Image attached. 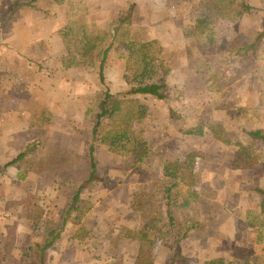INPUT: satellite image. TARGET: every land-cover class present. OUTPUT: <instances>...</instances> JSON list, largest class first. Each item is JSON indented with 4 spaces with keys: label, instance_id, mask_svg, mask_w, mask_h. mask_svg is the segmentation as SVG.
<instances>
[{
    "label": "rangeland",
    "instance_id": "rangeland-1",
    "mask_svg": "<svg viewBox=\"0 0 264 264\" xmlns=\"http://www.w3.org/2000/svg\"><path fill=\"white\" fill-rule=\"evenodd\" d=\"M13 1L0 0V44L5 45L0 49V60L7 61L5 69L0 67L4 75L2 87L6 84L5 76L9 75V71L11 74L8 77L15 75V71L16 74L20 71L29 78L17 82L16 85L13 83L20 97L41 99L38 82L50 81L56 76L59 80L52 86L56 91L70 95L68 94L69 98L64 101L51 99L47 102L51 108L46 110L52 109L51 102L60 110L57 116L51 114V111L50 114H43V117L38 114L34 116L37 121L34 127L48 123L49 120L54 122L52 127L43 128L42 125L40 130L28 129L26 121L31 123L32 115L29 116L27 108H15L12 112L3 109L0 104V131L8 129V133L9 129L13 128L19 137L21 133L25 135L21 141L31 136L33 140L42 139L45 148L40 155L51 154L54 149L68 152L70 167L55 173L31 172L23 166V170L27 172L24 181L14 179L17 169L10 171L12 175L0 172V248L10 228L17 234L16 243L17 239L21 240L18 251L14 253L13 250L7 264H22L25 248L33 242L44 243L43 228H35L33 220L27 217L25 206L28 194H34L37 202L43 205L44 222L49 218L60 220L72 202L70 188H79L90 176L91 154L97 161V175L106 179L94 178L83 190L82 197L92 202L86 212L85 222L90 224L91 219L94 222L91 225H94L98 234L104 236L105 241L98 243L92 239H73L78 225L75 223L76 211H72L57 244L47 251L46 264H119L118 258L110 254L107 248L108 239L105 237L121 225L138 222L137 214L131 207V200L133 189H137L140 184L142 168H151L158 176H168L171 170L169 162L183 159L189 153H193L198 160L199 174L194 173V186L197 189L203 187L202 190H205L209 199L202 216L205 227L197 236L194 234L190 243L187 242L183 246V252L186 254L185 264H203L204 261L209 264H226L259 254L264 247V214H256L261 199L251 188L264 184L263 143L259 140L253 142V153L259 161L255 167L245 170L232 169L230 162L234 158L235 146H226L220 141H215L209 130L207 132L210 137L189 136L180 130L199 123H226L231 129L232 138L248 142V137L240 132L239 125L264 127V39L259 43L257 60L230 56L233 40L243 44L255 40L264 26V11L256 9L251 13L229 18L222 15L221 8H212L215 0H194L187 5L171 4V8H175L179 25L183 28L178 29L175 24L177 20L173 21L170 30L175 33L171 32L161 40L165 47L163 57L171 67L168 77L171 97L168 102H160L151 97L139 96L149 105V114L144 123L134 128L130 158H123L92 140V114L97 111L99 97L104 94L106 88L100 83L96 68L68 67L67 57L71 49L65 46L58 35L59 26L63 27L68 21L85 15V9L88 8L86 1L70 0L76 3L75 10L70 8L72 5L65 4V24L52 26L53 30L51 29L52 37H58L63 45L50 51L47 49L49 39L35 33L43 32L47 28L42 13L32 8H29L30 13L25 12L28 10L22 7L24 11L18 10L19 13L16 11L8 16ZM248 1L258 8H264V0ZM210 8L212 10L208 14ZM55 9L53 14H57ZM16 14L18 16L15 18ZM86 19L94 22L87 14ZM133 32L134 28L126 27L125 35L121 37L125 43L119 44L118 50L110 54L106 80L112 93L135 85L134 70L140 44L136 42L139 40L133 39ZM201 41H205L206 45ZM201 44L206 50L203 51ZM21 47L25 48L21 50ZM206 68L208 72L219 71V79L224 88L219 89V86L213 83L206 73ZM258 70H261V75ZM20 73L19 78L22 77ZM8 86L10 87V84ZM72 93L77 95L74 94L73 97ZM77 104H81L79 107L85 110L84 114L75 110L69 113ZM171 106L178 113L174 118L169 116ZM237 106L246 111V115L240 120L235 109ZM67 107L70 110H66ZM35 111H39V108H35ZM54 118H57L56 122ZM238 122L240 123L237 124ZM22 128L24 130H21ZM4 141L3 138L2 147ZM64 152H61V156ZM206 156H209L208 160L204 158ZM138 157L148 159L138 165L135 164ZM227 158L230 159L229 164ZM6 162L0 165V170H3ZM163 162L168 165L163 166ZM215 164L218 170L211 174L213 181H205L200 173L201 169L211 168ZM220 169L224 176H219ZM13 193L24 196L19 207V201ZM236 202L238 206L231 216L230 207ZM21 219H24V222H20ZM222 220L225 221L220 222ZM247 222L251 223V226L247 225ZM254 223L260 227L253 226ZM239 230L245 234L239 236ZM257 231L263 232V242L258 245L254 241ZM154 253L155 264H169L174 256L173 242L169 238L159 240ZM129 257L133 258L127 254V260L122 264H130Z\"/></svg>",
    "mask_w": 264,
    "mask_h": 264
},
{
    "label": "trees",
    "instance_id": "trees-1",
    "mask_svg": "<svg viewBox=\"0 0 264 264\" xmlns=\"http://www.w3.org/2000/svg\"><path fill=\"white\" fill-rule=\"evenodd\" d=\"M68 1L72 5L71 9L75 10L76 3ZM66 2L67 0H28L26 2L14 0L8 16L22 7H29L40 11L43 18L50 19L54 16L53 10ZM213 5V9L221 8L222 15L229 18H236L256 9L264 11V8H258L248 0H215ZM134 7L133 4L127 12L118 14L106 24L88 21L86 19L87 9H85V15L68 21L58 30V35L65 46L71 49V53L67 57L68 67L96 68L100 83L106 88L104 94L99 97L97 111L92 114V140L98 145L108 147L111 153L123 158H130L134 128L144 123L149 114V105L144 103L140 97H151L160 102H168L171 97V88L168 84L171 67L163 57L165 47L160 39L140 42L134 70L136 80L134 86L118 93H112L109 89L106 68L110 54L118 50L119 44L125 43L121 37H124L125 29L131 22ZM211 10V8L208 10V14ZM263 39L264 26L253 42L243 44L233 40L230 56L257 60L259 57L258 46ZM201 43L206 45L205 41H201ZM204 46L202 47L201 44L203 51L206 50ZM262 68L264 69V65ZM258 72L260 75L262 74L261 70ZM206 73L213 83L217 87L219 86V89L224 88V84L219 79V71H207ZM3 84L4 75L0 69V88ZM235 109L239 120L246 115L244 108L237 106ZM176 114H178L177 110L171 106L169 116L174 118ZM238 128L248 137V142L232 138L231 129L226 123H199L180 131L189 136H204L209 130L215 141H220L226 146L236 147L234 158L230 162L232 169L253 168L259 162L253 153V142L259 140L264 145V127L253 128L242 124ZM44 148V141L40 138L35 139L26 146L23 152L6 162L2 169L16 164L25 166L31 172L58 173L69 169L70 156L68 152L54 149L51 154L40 155ZM61 152H64L63 156H61ZM91 153H93V149ZM147 159L138 157L135 164L144 163ZM90 162V176L79 188H70L72 202L60 220L49 218L44 222L43 205L37 202L34 194H28L25 206L27 217L33 220L35 228H43L44 243L33 242L25 248L22 264H46L47 251L57 244L72 211H76L75 223L78 225L72 236L73 239L78 241L92 239L98 243L105 241L104 236L98 234L94 225H91L94 223L91 219L90 224L87 223L88 221L85 222L86 212L92 206V202L82 197L83 190L94 178L106 179L97 175V161L92 154ZM162 164L163 166L168 165L166 162ZM169 164L171 170L168 176H158L157 172H153L151 168L148 169L145 166L142 168L140 184L137 189L136 187L133 189L131 200V207L137 214L138 222L121 225L105 237L108 239L107 248L110 254L118 258L119 264L127 260V254L133 256V258L129 257L130 264H155V247L159 240L165 238H169L174 245V256L169 264H185L184 244L190 243L194 234L197 236L205 227L202 216L209 197L205 190H198L194 186L193 176L196 169L194 154L189 153L185 158L176 159ZM19 176L24 180L27 177V172H20ZM256 191L261 195L260 206L264 210V187L259 186ZM214 207L216 208V203H214ZM35 233L36 230L33 237ZM16 238L15 230L8 229L0 248V264H7L12 256L16 247ZM203 264H209V262L204 261ZM226 264H264V247L259 254L246 257L242 261H230Z\"/></svg>",
    "mask_w": 264,
    "mask_h": 264
},
{
    "label": "crops",
    "instance_id": "crops-1",
    "mask_svg": "<svg viewBox=\"0 0 264 264\" xmlns=\"http://www.w3.org/2000/svg\"><path fill=\"white\" fill-rule=\"evenodd\" d=\"M20 1L26 2L28 0H20ZM85 1H86V5L88 7L87 8V16L90 17L91 19H93L94 22L98 23V24H106L107 22L112 20L114 17H116L118 14H122V13L127 12L130 9V7L134 4L135 7H134V11L132 13V19H131V22L129 23V26L134 28V32L132 34L133 39L139 40L136 42H139V44H140V42L142 40H152V39L162 40V38L164 39L163 36H168L171 32H173L170 30V26H171V23L173 21L175 22V20H177L178 16H176L175 8L174 9L171 8V4L187 5L188 2H192L194 0H85ZM176 1H179V2L176 3ZM65 4H69V1L67 0V2ZM65 4L55 9V13H57V14H54L55 18L45 20V23L47 24V28L43 32L39 33V32L35 31L37 36L43 35V37L46 36L49 39L50 43L48 44V47H47V49L49 51H50V49L51 50L59 49L60 46L63 45L58 37H54V36L52 37V34H53L52 30H53V27H55V26H59L60 24H62V25L65 24V22H66L65 21L66 19L64 17L66 14ZM23 8H26L28 10L25 12L30 13L29 7H23ZM23 8H20L19 11H21V12L24 11ZM19 11H18V13H19ZM17 16H18V14L15 15V18ZM24 24H26V22ZM175 24H177V26L179 27L178 29L183 30L182 26L179 25L178 20L175 22ZM58 28H61V27L59 26ZM173 33H175V32H173ZM51 45L53 46V48H51ZM3 46H5V45L0 44V49ZM32 47L33 46H31V48ZM24 48L25 47H21L20 49L22 50ZM27 48H29V47H27ZM6 60H7V57H6ZM6 64H7V61L1 62V60H0V67L2 66L5 69ZM14 73H15V75L13 74L10 77H8V76L11 74V71H9V75L6 74V76H5L6 84L4 87H2L0 89V104L3 105V109H7L8 111L11 110L13 112L15 108H17V109H26L27 108L26 111L29 114V116L32 115V118L30 119L32 125H30L31 123H28L26 121V124H28L27 127L30 131L40 130V129H42V127H41L42 125H43V128L52 127L54 125V122L52 120H49L52 122V124H50V122L48 121V123L46 122L45 124H41V126L38 125L39 127H37V126L34 127L35 123L37 122L35 120L34 116L36 114H38V115H41L43 117V114H50V111H51V114L57 116V114L59 113L60 110H57L54 107V102H51L52 103V109L46 110V108H51V107H48L47 102L50 101L51 99L52 100L58 99V101L62 99L64 101L65 98H69L67 96L69 93L56 91L55 87L52 86L53 84L57 83L55 81H58L59 77L56 76L53 80H50V81L47 80L45 82H38L37 87L40 90L41 95H39V96L41 99L35 100L32 98L20 97L17 94L18 90H17L16 86H14V85H16L17 82L25 81V80H28L29 78L27 79L28 76L25 77V74L20 73V71H18L17 74H16V71ZM18 73H20L22 75L21 78L18 77ZM13 83H15V84L13 85ZM8 84H10V87L8 86ZM61 85H63V84H61ZM21 91H22V89H21ZM26 91H28V90H26ZM72 94L74 95L75 93H72ZM75 95H77V94H75ZM75 95L73 97H75ZM78 101H80V100H78ZM81 104H82V102H81ZM81 104L80 105L77 104V107L72 108V110H70V108L67 107L66 110H70L69 113H73L75 110V112H79V113L84 114L85 110H83L82 108L80 109V107H79V106H81ZM35 108H39V111L36 112ZM21 112H22V110L20 111V113ZM6 113H8V112H6ZM38 119H39V117H38ZM56 120H57V118H54L55 122H56ZM7 130L8 129H3L2 131H0V165L4 161L8 162L11 159L15 158L19 153L23 152L25 150L26 146L30 142H32L34 139L33 136H31V137L27 138L26 140L21 141L22 138H25V135L23 136V133H21V137H19L17 135V132L14 133L13 128H10L9 129L10 131L8 133H6ZM21 130H24V129L22 128ZM205 137H210L208 132H206ZM3 138L5 139V141H4V146L2 147V139ZM223 157H225V154L223 155ZM204 158H206L208 160L209 156H206ZM229 160L230 159L227 158V162ZM201 164H203V163L201 162ZM227 164H229V162ZM215 166H217V164H215L214 166H211V168H207V169H203V170L201 169L200 173L203 175V178L205 181H209V180H210V182L213 181L211 174L217 172V170H218V167H215ZM197 168H198V160H196L195 174L196 173L199 174V171H197ZM227 168H228V165H227ZM12 169H17L16 178H14L15 180H17V181L26 180V178L24 180H22L19 176L20 172L26 173V170H23V166H21L19 164H16V165H13V166H10V167L4 169L3 173H6L8 175H12L11 174L12 172H10ZM220 170H221V172L218 173L219 176H221V175L224 176L223 175L224 172L222 171V169H220ZM243 170H245V169H243ZM0 174H2V173H0ZM0 176H2V175H0ZM4 176H6V175H4ZM262 179H263L262 181L264 183L263 176H262ZM259 186L264 187V184L258 185L256 187L254 186L253 188H251L253 190L254 194L258 195V197L261 196L256 191V188ZM204 187H206V184L204 185ZM202 189H203V187H200L198 190H202ZM23 194H24V192H23ZM23 194L20 195L18 193H13V195L19 201L17 204L18 207L21 205V201L24 199V196H22ZM20 196H21V198H20ZM237 206H238L237 202L234 203L233 205H231L230 209L233 210L232 211L229 209L232 212L231 216L234 215L233 213H234ZM259 213L264 214V210L262 209L261 206H259L256 214L260 215ZM15 220L17 221L18 218H15ZM224 221L225 220H222L220 222H224ZM20 222H24V219H21ZM250 224L251 223L247 222V225H250ZM221 226H222V223H221ZM253 226H256L257 228L260 227L256 223H254ZM222 231L223 230L221 228V234H222ZM260 231H262V230H260ZM245 232H246V229H245ZM263 232L259 233L257 231V235L254 238L255 244L258 245L259 242L260 243L263 242V240H262ZM237 234H239V236H241V234H245V233L242 230H239V231H237ZM20 242H21V240L17 239V243H16V247L14 249V253L16 251H18Z\"/></svg>",
    "mask_w": 264,
    "mask_h": 264
}]
</instances>
